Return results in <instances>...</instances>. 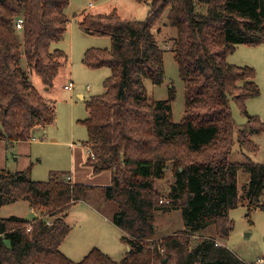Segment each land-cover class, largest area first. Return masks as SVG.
I'll use <instances>...</instances> for the list:
<instances>
[{
	"label": "trees",
	"instance_id": "1",
	"mask_svg": "<svg viewBox=\"0 0 264 264\" xmlns=\"http://www.w3.org/2000/svg\"><path fill=\"white\" fill-rule=\"evenodd\" d=\"M134 1L149 6L145 20H124L117 9L82 13L80 20L88 36L111 40L110 49L84 54L87 68H109L112 75L105 94L86 102L89 116L82 123L94 156L87 165L95 174L111 173V184L99 188L117 206L112 223L129 251L116 262L94 248L73 262L60 250L72 230L66 220L96 187L74 184L65 173L36 182L29 170L0 169V210L25 201L36 214L32 221L0 219V264H248L216 237L228 239L234 228L230 212L240 205L249 212L264 209V163L229 161L236 142L244 152L259 151L250 138L264 134V121L249 115L247 103L261 89L254 68L227 62L238 46L264 44V0ZM69 3L0 0V142L30 141L55 122V102L42 96L29 73L52 89L69 66L68 55L53 49L69 30ZM164 18L177 30L175 59L186 87L179 124L173 121V98L150 102L144 85L164 82V50L154 33ZM20 19L22 30L16 26ZM232 103L247 118L244 129L235 123ZM241 171L249 177L242 193ZM169 172L174 182L165 202L157 181ZM172 211H180L184 230L156 240L158 215ZM209 228L214 236L195 238Z\"/></svg>",
	"mask_w": 264,
	"mask_h": 264
},
{
	"label": "rangeland",
	"instance_id": "2",
	"mask_svg": "<svg viewBox=\"0 0 264 264\" xmlns=\"http://www.w3.org/2000/svg\"><path fill=\"white\" fill-rule=\"evenodd\" d=\"M91 3L98 4L95 0H70L66 10V15L71 20L69 30L65 38L53 46V49L61 50L68 55L69 66L61 70L60 79L57 78L54 87L47 90L36 74L29 73L30 81L42 96L46 100L56 102L55 125L48 128L46 134L39 135L42 132L37 131L33 137L36 141L31 143H21L6 148L7 142L1 141L0 169L11 172L29 170L30 179L36 182H48L55 173H65L69 176L70 172L76 171L77 174L81 171L80 158L85 156L86 161L90 153L83 148V143L88 140L87 128L81 122L89 116L86 102L92 97L105 94V82L112 75L109 68L93 70L83 64V57L88 49L111 48L109 38L88 36L80 26L81 12L90 8ZM113 9H117L124 20H145L149 13L147 4L137 3L134 0H116L101 10L109 12ZM154 33L164 50L165 78L161 85H153L150 81L144 83L147 99L150 102L166 101L172 97L173 121L179 124L185 115L186 87L180 78L175 59L177 30L164 18L160 26L155 28ZM227 62L255 69V82L261 89V95L247 103V111L249 115L259 116L264 121V44L258 47L238 46L235 52L228 56ZM21 66L26 70L25 58ZM67 70H70L71 75ZM70 79L75 87L73 93L65 92L63 89ZM78 93H82L85 99L79 98ZM231 109L237 127L244 129L247 118L241 114L235 103L231 104ZM250 139L259 146V151L256 154L244 152L236 142L229 157L230 162L246 163L251 160L255 163H264V134L251 136ZM74 164L75 168H72ZM86 170L90 171L87 168ZM248 179L247 174L239 172L237 180L240 193ZM173 182L171 172L165 180L157 181V188L163 194L165 202L168 201L169 188ZM82 183L97 185L93 184L90 178H86ZM94 187L96 188L90 190L87 202H80L70 209L66 221L72 230L60 250L70 260L79 263L89 253L85 255L80 253L79 244H83L84 251L98 248L112 260L120 262L125 258L129 248L122 231L112 223L117 206L105 197L99 187ZM90 206L97 210L98 215ZM10 217L32 221L36 218V214L27 202L20 201L0 210V219ZM230 219L234 223V228L228 239L222 240L216 237L218 243L226 246L248 264L264 261V209L249 212L245 205H240L230 212ZM183 230L184 222L180 211L161 213L156 219L155 239L159 240ZM214 235L215 230L209 228L195 238L200 240L202 237L210 238Z\"/></svg>",
	"mask_w": 264,
	"mask_h": 264
},
{
	"label": "crops",
	"instance_id": "3",
	"mask_svg": "<svg viewBox=\"0 0 264 264\" xmlns=\"http://www.w3.org/2000/svg\"><path fill=\"white\" fill-rule=\"evenodd\" d=\"M114 1H116V0H104V1H102V2H99L98 4H93V3H91L90 4V8H86V9H84L82 12H81V14L82 13H88V12H91V13H105L104 11H102L101 9H103L106 5H109V3H111V2H114ZM92 5V6H91ZM71 21V20H70ZM68 68V67H67ZM67 68H65V69H67ZM67 73H69L70 75H71V72H70V70H67ZM60 76H61V73H60V75H59V77H58V79H60ZM70 82H72V79H70L69 80V82H68V84L70 83ZM73 83V82H72ZM67 85V84H66ZM63 89H64V87H63ZM47 90H50V89H47ZM74 90H75V88L73 89V91H69V90H65L64 89V91L65 92H71V93H73L74 92ZM77 96L79 97V98H81V99H85V96L82 94V93H78L77 94ZM52 101V100H51ZM55 102V101H54ZM55 122H56V120H57V106H56V102H55ZM84 121V120H83ZM55 122L52 124V125H50V126H47L45 129H40V130H38V132L39 131H41L42 133H39V135L40 134H46V130H48V128H51V126H53V125H55ZM82 122V121H81ZM34 141H36L35 140V138H34V140H30V141H27V142H21V143H31V142H34ZM87 142V141H86ZM86 142H84L83 143V148H86L89 152H90V149H89V146L88 145H86ZM5 143V142H4ZM21 143H16V144H13L12 146H15V145H19V144H21ZM10 148L11 146H9V145H6V148ZM71 147H73V145L71 146ZM76 151H78V149H76ZM89 156H90V153H89ZM89 156H88V158L86 159V161H85V156H83L82 158H80V163H79V165L81 166H79L80 168H81V171L79 172V173H75L76 171H74L73 173H71L70 172V175H69V179H70V181L72 182V183H74V184H84V183H82L83 182V180H86V178H90L91 179V181L93 182V184H97V185H93V186H97V187H105V186H108V185H110L111 184V173L110 172H103V173H100V174H95L94 172H93V168L92 167H90V166H88L87 165V160L89 159ZM75 168V164H74V166H72V168ZM86 168L88 169V170H90V171H87L86 170ZM83 176H86V177H83ZM100 184H102V185H100ZM88 185V184H87ZM18 203V202H17ZM82 203V202H81ZM9 206V205H8ZM90 208L93 210V211H95V213L98 215V212H97V210L95 209V208H93V207H91L90 206ZM100 216V215H99ZM79 249H80V253L81 254H87L88 252H90V251H84V248H83V244H79ZM94 249V248H93ZM96 249H98V248H96ZM65 255V254H64Z\"/></svg>",
	"mask_w": 264,
	"mask_h": 264
},
{
	"label": "built area",
	"instance_id": "4",
	"mask_svg": "<svg viewBox=\"0 0 264 264\" xmlns=\"http://www.w3.org/2000/svg\"><path fill=\"white\" fill-rule=\"evenodd\" d=\"M92 6V5H91ZM17 29L18 30H22L23 29V20L22 19H20V20H18V22H17ZM75 87H74V84L72 83V82H70L69 84H67V85H65L64 86V89L65 90H69V91H73V89H74ZM31 140H34V138H32ZM91 155V154H90ZM91 157L92 158H94V156H92L91 155ZM264 261H262V262H260V263H263Z\"/></svg>",
	"mask_w": 264,
	"mask_h": 264
}]
</instances>
